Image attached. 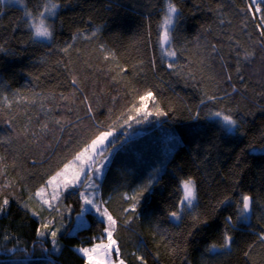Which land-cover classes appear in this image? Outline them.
I'll return each mask as SVG.
<instances>
[{
    "label": "trees",
    "instance_id": "16d2710c",
    "mask_svg": "<svg viewBox=\"0 0 264 264\" xmlns=\"http://www.w3.org/2000/svg\"><path fill=\"white\" fill-rule=\"evenodd\" d=\"M59 2L64 4V0ZM26 3L35 11V0ZM109 3L123 7L109 11ZM177 3L184 16L179 33L174 34L179 37L173 44L177 50L175 60L163 54L159 42L158 26L166 0H70L60 12L57 43L51 49L47 42L30 40L22 10L6 3L0 5V44L11 50V54L0 52V183L13 185L9 191L39 212L41 218L55 216V210L42 206L35 193L46 187L50 175L97 131L96 125L104 126L121 118L145 87H153L161 106L167 111L171 105L174 114L120 129L117 135L123 143L117 142L105 176L98 182L100 194L108 202L105 206L117 221L114 238L122 258L126 264H138L133 253L145 255L149 264H264V244L259 240V234L264 232V152L259 150L264 146V52L256 46L255 59L243 67L245 79H237L235 61L227 55L229 42L223 37L233 35L245 46H251L234 11L235 6H243L241 0ZM218 3L226 20L223 25L219 24L217 13L209 11ZM98 26L96 36L78 39L68 53L59 50L64 46L62 36L72 37L78 31L87 35ZM247 31L256 38L251 22ZM221 42L224 61L209 55L208 46ZM100 45L114 51L116 60H105ZM153 58L156 70L146 66L140 72V61L148 65ZM168 62L176 65L175 70L167 68ZM225 63L226 69L222 67ZM226 72L232 74V81L226 79ZM73 76L93 105L94 121L85 115L79 92L76 111L71 113L62 104L55 107L58 101L48 99L60 93L68 95ZM233 86L240 90L239 94L232 92ZM205 91L209 95L230 94L223 104L210 102L207 107L214 111L232 108L235 118L243 124L239 133L225 131L206 115L207 108L200 105ZM41 103L54 108L57 118L76 121L78 113L82 122H78L79 127L67 125L63 132L50 124L53 131L41 132L40 125L46 119ZM188 108L200 111L202 118L190 119L194 111L189 112ZM249 145L258 151L251 152ZM240 164L244 165L243 190L258 198L259 207L250 221L251 227L233 233L232 249L216 256L206 249L212 243H221L219 227L200 233L193 241L187 238L191 216L177 226L178 222L168 219L167 210L174 209L181 198L180 180L191 176L199 185V206L194 214L210 212L225 192L233 195L228 191L233 181L231 173L240 170ZM150 177L158 183L153 185L155 192L149 205L142 204L139 220L125 225L127 214L122 209L129 207V202L124 194L130 195ZM72 191L75 190L69 189ZM18 201H13L7 215L0 216V264H85L75 249L90 247L99 242L95 238L105 235V225L89 214L88 226L76 234L68 235L62 230L58 237L60 251L54 252L49 240L36 236L37 218ZM61 201V211L65 206L72 208L64 220L65 229L72 231L80 211L79 197L64 193ZM246 251H250L249 256H245Z\"/></svg>",
    "mask_w": 264,
    "mask_h": 264
},
{
    "label": "snow or ice",
    "instance_id": "6c2138e0",
    "mask_svg": "<svg viewBox=\"0 0 264 264\" xmlns=\"http://www.w3.org/2000/svg\"><path fill=\"white\" fill-rule=\"evenodd\" d=\"M35 2V11L27 6L26 0H0V5L6 3L13 8L22 10V19L30 30V40L33 43L47 42L46 46L51 49L57 43L55 33L56 23L60 21V12L69 5L70 0H64V4H61L59 0H35ZM241 3L243 6H235L234 11L240 17L241 31H244L248 35L251 46H245V44L241 43L240 39L233 35H225L223 39L229 42L227 55L235 61L234 67L237 79L243 81L245 79L243 67L245 64L250 65L255 59L256 46L264 52V0H241ZM113 7L123 6L109 3L108 10L111 11ZM221 9L222 5L218 3L215 9L209 8V11L216 12L219 24L223 25L226 23V20L223 18ZM163 12L162 22L158 26L161 33L159 42L162 45L163 54L175 60L177 58V50L173 47V44L179 37L174 34L179 33V25L184 13L178 7L177 0H166V7L163 9ZM2 14L0 13V15ZM250 22L255 29V39H253V33L247 31ZM227 23L231 24V21H227ZM99 31L100 26L91 32L90 35H85L78 31L72 35L71 41L67 42L59 50L68 53L69 49L73 47V44L78 39H90L96 36ZM208 47L211 50L209 53L210 56H213V58L219 57L220 60L224 61L225 56L222 55L223 42L220 45L211 44ZM100 51L104 53L105 60H116V53L105 48L104 45H100ZM0 52L11 54V50L6 49L2 44H0ZM140 65V72H143L146 66H150L152 71L156 70L154 58L148 62V65H145V62L141 60ZM166 66L168 69L175 70L176 68V65L172 62H168ZM65 67L67 68V65ZM222 67L226 69L227 64H223ZM121 71H127V69L121 68ZM69 72H71V69H69ZM175 74L179 75L180 73L175 72ZM225 75L228 81H232L233 76L231 73L226 72ZM70 83L72 88L68 95L60 93L58 97L52 96L48 97V99L58 101L55 107H59L62 104L64 110L71 113L76 111L74 106L77 103L76 94L79 92L83 96L80 103L86 109L85 115L94 121L93 105L89 102V98L83 95V90L79 87L80 81L73 76ZM239 91L235 86L232 87L233 93L239 94ZM227 97H230L228 92H225L224 96H218L215 94L209 95L205 91L200 100V105H204L207 108L206 115L214 118L225 131L239 133L243 124L241 120L235 118L232 108H220L214 111L212 108L207 107L210 102L212 104H223ZM4 100L8 102L7 97H4ZM8 106L11 107V104L8 103ZM41 110L44 111L46 117L45 122L40 125L41 132L53 131L54 129L49 127L50 124L58 126L59 130L63 132L67 125L76 124L79 127L78 122H82V118L78 113L76 121H72L65 120L63 116L57 118L54 108H46L43 103H41ZM174 111L171 105H168V110L166 111L161 106V102L156 96L153 87H145L142 93H139L134 98V102L127 111L121 113V118L110 121L104 126L96 125L97 131L89 137L82 147L74 152L70 160L63 163L59 170L50 175L46 181V185L52 188L50 193L47 191V187H41L35 193L40 198L42 206L46 205L48 209L55 210V216L41 218L39 212L33 210L27 203L18 201V198L9 191V189L13 188V185L10 183H0V216L7 215L13 201L17 200L26 212H31L32 216L37 218L36 236L49 240L53 251L59 252L60 245L58 237L61 235L62 230H65L68 235L72 234L71 230L65 229L64 223L65 215H71L72 208L71 206H65L63 211H61V197L64 193H68L70 196L76 195L80 200V211L76 214L75 227L86 228L88 226L87 216L89 214L98 217V223L105 225L103 228L105 235L95 238L99 240L98 243H93L90 247H77L75 249L76 252L83 257L85 264H126L125 259L121 256L120 245L117 239L114 238L117 221L105 206L108 202L102 198L100 194L101 185L97 182L96 178L97 176L103 178V170L108 162V156L118 146L117 142L123 143L119 141V135H117L120 129L125 126L132 128L133 124L148 123L150 122V118L159 119L168 117L170 113L174 114ZM188 111L193 112L194 110L188 108ZM189 118L194 120L201 119V112L194 111V114ZM7 123L11 125L12 121L9 120ZM7 142L11 141L9 140ZM249 150L251 152L258 151L254 145H249ZM259 150L264 152V146H261ZM2 160L3 157H0V161ZM243 168L244 165L240 164V170L231 173L233 181L228 191L232 192L233 195L225 192L217 199L216 204L213 205L210 212L199 215L194 214L199 206V185L197 180L191 176L180 180L179 191L181 198L176 203L174 209L167 210L168 219L173 223L178 222L177 226L183 224L191 216L192 223L187 232V238L193 241L200 233L206 230H211L214 227L221 229V243H212L206 249L210 254L219 256L225 254V250H231L234 242L233 233L245 227H251L250 221L255 216L256 208L259 207L258 198L250 194V192L243 190ZM155 183H158V181L150 177L147 182L136 187L130 195L128 193L124 194L123 198L129 202V207L122 209V212L127 214L124 220L125 225L131 224L134 220H139L140 212L138 209L142 204L145 206L149 205L155 192L153 187ZM69 189L75 191L69 192ZM54 202L59 203L54 204ZM261 211H264V209H261ZM221 217L222 221L220 220ZM259 240L264 244V232L259 234ZM138 249L143 251V248L140 246H138ZM175 250L176 248H173V251ZM249 255L250 251H246L245 256ZM133 256L138 264H149L145 255L133 253Z\"/></svg>",
    "mask_w": 264,
    "mask_h": 264
},
{
    "label": "rangeland",
    "instance_id": "374dc122",
    "mask_svg": "<svg viewBox=\"0 0 264 264\" xmlns=\"http://www.w3.org/2000/svg\"><path fill=\"white\" fill-rule=\"evenodd\" d=\"M91 32H93V31H89L88 33H87V35H90L91 34ZM62 40H63V43H64V46H65V44L67 43V42H70L71 41V37L70 36H62ZM170 58V57H169ZM118 145H119V143H118ZM117 148H118V146L115 148V149H113L112 150V154L110 155V156H108V162H107V164H106V167L104 168V176H105V173H106V171H107V169H108V167H109V165H110V163H111V161H112V159H113V156H114V154H115V151L117 150ZM106 155H107V153H106ZM104 176H103V178H104ZM103 178H100L99 176H97V182H100ZM47 187V191L50 193L51 191H52V188L50 187V186H46ZM75 225H76V223H75ZM80 229H82V228H77V227H74L73 229H72V234H76Z\"/></svg>",
    "mask_w": 264,
    "mask_h": 264
}]
</instances>
